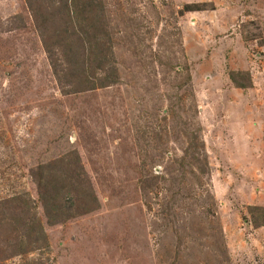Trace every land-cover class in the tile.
I'll return each instance as SVG.
<instances>
[{
	"label": "rangeland",
	"instance_id": "rangeland-1",
	"mask_svg": "<svg viewBox=\"0 0 264 264\" xmlns=\"http://www.w3.org/2000/svg\"><path fill=\"white\" fill-rule=\"evenodd\" d=\"M0 264H264V0H0Z\"/></svg>",
	"mask_w": 264,
	"mask_h": 264
},
{
	"label": "trees",
	"instance_id": "trees-1",
	"mask_svg": "<svg viewBox=\"0 0 264 264\" xmlns=\"http://www.w3.org/2000/svg\"><path fill=\"white\" fill-rule=\"evenodd\" d=\"M38 28V27H37Z\"/></svg>",
	"mask_w": 264,
	"mask_h": 264
}]
</instances>
